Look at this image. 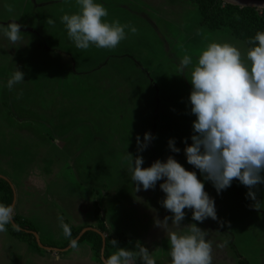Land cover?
I'll list each match as a JSON object with an SVG mask.
<instances>
[{
	"label": "rangeland",
	"instance_id": "1",
	"mask_svg": "<svg viewBox=\"0 0 264 264\" xmlns=\"http://www.w3.org/2000/svg\"><path fill=\"white\" fill-rule=\"evenodd\" d=\"M200 21L193 0H0V176L41 243L0 182V264H86L62 245L96 214L107 264H264V60Z\"/></svg>",
	"mask_w": 264,
	"mask_h": 264
},
{
	"label": "trees",
	"instance_id": "2",
	"mask_svg": "<svg viewBox=\"0 0 264 264\" xmlns=\"http://www.w3.org/2000/svg\"><path fill=\"white\" fill-rule=\"evenodd\" d=\"M197 4L201 21L211 31L227 29L237 39L243 41L257 56L264 60V9L253 7H239L224 3L222 0H193ZM5 189L3 202L10 208L14 200V191L7 181L0 177ZM22 227V226H21ZM18 229L10 224V232L18 239L36 243V238L29 225ZM81 229L72 230L70 239L62 247H67L72 240L78 237ZM80 239L89 240L99 257L103 248V237L96 231L85 232ZM141 261L136 264H141Z\"/></svg>",
	"mask_w": 264,
	"mask_h": 264
},
{
	"label": "crops",
	"instance_id": "3",
	"mask_svg": "<svg viewBox=\"0 0 264 264\" xmlns=\"http://www.w3.org/2000/svg\"><path fill=\"white\" fill-rule=\"evenodd\" d=\"M14 188H15V186H14ZM13 191H14V189H13ZM16 193H17V191H16V189H15V195H16ZM14 202H13V205H14V212H15V209H16V205H17V196H14V200H13ZM13 207V206H12ZM15 217H17V218H19L18 217V214H17V212H15ZM2 219V218H1ZM20 219V218H19ZM21 220V219H20ZM2 221H3V219H2ZM22 221V220H21ZM24 221V220H23ZM27 221V220H26ZM99 221H100V219L98 220V216H97V214H96V227H91V228H93V229H95L96 231H98L99 233H100V230H101V225L99 224ZM2 224L4 225V223L2 222ZM3 228V230H7L6 229V227H2ZM77 229H81V231L84 229V226H76V227H74L73 229H71V231L72 230H77ZM9 231V230H8ZM6 233V232H5ZM101 234V233H100ZM102 235V234H101ZM13 236V235H12ZM69 234H67L66 235V238H69ZM76 239V238H75ZM74 239V240H75ZM74 240H72L71 242H70V244L67 246V247H65V248H62L63 249V251H61V253H66L65 255H64V257L66 256V255H68L67 254V252H68V250H70L72 247H74L78 242H82V241H86L87 242V244L89 245V247H90V252H91V254H90V256H89V258H90V261H88V260H86L87 261V263L86 264H101L100 262H99V257L97 256V254H96V252H95V250L93 249V246H92V243L89 241V240H84V239H79V240H77V241H74ZM27 243H29V244H32L31 242H28V241H26ZM37 244H38V241H37ZM39 245V244H38ZM38 245H36V246H38ZM39 248V247H38ZM46 250H48V249H46ZM50 251V250H49ZM51 253H52V255H53V257L54 258H57L58 257V255L56 254V253H53L52 251H51ZM107 253H109V251L108 250H106V255H107ZM148 253V252H147ZM206 253H207V251H206ZM111 255H113L114 253H110ZM57 255V256H56ZM100 256H101V254H100ZM60 260V259H59ZM128 260V259H127ZM129 260L130 261H132V258H129ZM102 261V260H101ZM122 262V261H121ZM124 262H127V261H124ZM103 263V262H102ZM104 264V263H103Z\"/></svg>",
	"mask_w": 264,
	"mask_h": 264
},
{
	"label": "water",
	"instance_id": "4",
	"mask_svg": "<svg viewBox=\"0 0 264 264\" xmlns=\"http://www.w3.org/2000/svg\"><path fill=\"white\" fill-rule=\"evenodd\" d=\"M222 1H223L224 3L231 4V5H235V6H239V7H253V8L264 9V0H222ZM0 177H1V176H0ZM1 178H3V177H1ZM13 202H14V201H13ZM12 206H13V203H12V205H11V207H10V211L8 212V219L10 220L11 224H12L14 227H16V228H18V229H21V228H19V227L17 226V224H16V223L14 222V220H13L12 213H11ZM89 230L96 231L95 229H93V228H91V227L85 228V229H83V230L80 232V234L78 235V237H77L74 241L79 240V239L82 237V235H83L85 232L89 231ZM96 232H98V231H96ZM98 233H99V232H98ZM99 234H100V233H99ZM33 235L36 237V239H37V241H38V244L41 245V243L39 242V240H38V238H37L38 235H37L35 232H33ZM102 237H103V235H102ZM103 248H104V237H103ZM103 248H102V250H103ZM101 256H102L101 259H102L103 263L107 264V261H106L105 257L103 256V253H102Z\"/></svg>",
	"mask_w": 264,
	"mask_h": 264
}]
</instances>
